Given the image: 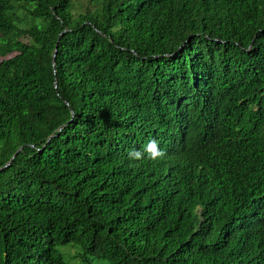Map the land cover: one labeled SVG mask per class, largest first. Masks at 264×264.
<instances>
[{"label": "trees", "instance_id": "16d2710c", "mask_svg": "<svg viewBox=\"0 0 264 264\" xmlns=\"http://www.w3.org/2000/svg\"><path fill=\"white\" fill-rule=\"evenodd\" d=\"M0 169V264H264V0H0Z\"/></svg>", "mask_w": 264, "mask_h": 264}, {"label": "clouds", "instance_id": "9594fccd", "mask_svg": "<svg viewBox=\"0 0 264 264\" xmlns=\"http://www.w3.org/2000/svg\"><path fill=\"white\" fill-rule=\"evenodd\" d=\"M145 153H147V158L150 160H156L164 156V152L159 148L156 140H150L143 151L132 150L128 153V155L131 159L142 160Z\"/></svg>", "mask_w": 264, "mask_h": 264}, {"label": "rangeland", "instance_id": "374dc122", "mask_svg": "<svg viewBox=\"0 0 264 264\" xmlns=\"http://www.w3.org/2000/svg\"><path fill=\"white\" fill-rule=\"evenodd\" d=\"M74 4L77 5L78 7H83L84 0H74Z\"/></svg>", "mask_w": 264, "mask_h": 264}, {"label": "water", "instance_id": "95a60500", "mask_svg": "<svg viewBox=\"0 0 264 264\" xmlns=\"http://www.w3.org/2000/svg\"><path fill=\"white\" fill-rule=\"evenodd\" d=\"M56 54V51H54V55ZM15 155H16V153H15ZM13 158H14V156L11 158V160H10V162L7 164V165H5L4 167H3V169H5L6 167H8L9 166V164L11 163V161L13 160ZM1 170V169H0Z\"/></svg>", "mask_w": 264, "mask_h": 264}]
</instances>
